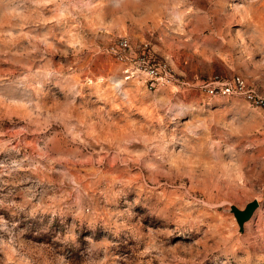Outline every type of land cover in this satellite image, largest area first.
<instances>
[{
    "label": "rangeland",
    "instance_id": "374dc122",
    "mask_svg": "<svg viewBox=\"0 0 264 264\" xmlns=\"http://www.w3.org/2000/svg\"><path fill=\"white\" fill-rule=\"evenodd\" d=\"M236 74L264 0H0V264H264V110L202 88Z\"/></svg>",
    "mask_w": 264,
    "mask_h": 264
},
{
    "label": "built area",
    "instance_id": "2783aa9c",
    "mask_svg": "<svg viewBox=\"0 0 264 264\" xmlns=\"http://www.w3.org/2000/svg\"><path fill=\"white\" fill-rule=\"evenodd\" d=\"M129 43L126 39H120L112 48L115 57L125 66V72L133 75H142L146 78L148 89H155L161 82L169 78L168 67L161 61L150 58L144 51L138 56L130 57L126 52ZM202 88L209 95H239L251 106L264 110V93H259L250 87L241 75H233L228 79L215 77L212 82L205 83Z\"/></svg>",
    "mask_w": 264,
    "mask_h": 264
},
{
    "label": "water",
    "instance_id": "95a60500",
    "mask_svg": "<svg viewBox=\"0 0 264 264\" xmlns=\"http://www.w3.org/2000/svg\"><path fill=\"white\" fill-rule=\"evenodd\" d=\"M259 202L254 199L248 202L244 208L240 209L235 205L231 206V211L235 217V220L239 226V230L242 231L244 228V223L248 221L253 215L254 211L258 208Z\"/></svg>",
    "mask_w": 264,
    "mask_h": 264
}]
</instances>
